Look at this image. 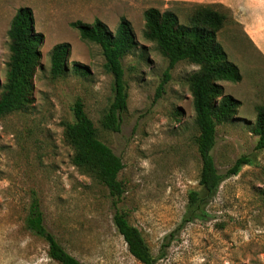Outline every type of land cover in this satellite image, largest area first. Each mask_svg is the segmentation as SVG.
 Returning <instances> with one entry per match:
<instances>
[{"label": "rangeland", "instance_id": "374dc122", "mask_svg": "<svg viewBox=\"0 0 264 264\" xmlns=\"http://www.w3.org/2000/svg\"><path fill=\"white\" fill-rule=\"evenodd\" d=\"M30 7L35 28L45 37L34 78L33 103L0 121V264H58L49 246L25 228L33 199L45 225L62 246L84 264H141L113 224L117 210L143 234L155 264H264V150L252 130L264 107V55L230 11L217 40L242 75L222 81L224 94L241 106L229 124L217 130L212 152L220 174L247 157L240 174L226 179L217 195L203 204L200 218L188 217L190 193L202 192V160L190 79L201 67L180 62L166 81L168 60L145 36V12L175 13L189 25L196 6L179 2L113 0H0V83H7L9 31L17 11ZM126 17L135 49L123 59L128 92L121 131L102 120L115 97L114 77L105 69L102 49L85 42L72 28L78 21L105 23L113 33ZM70 44L68 76L51 75V53ZM81 66L79 72L73 68ZM82 101L99 138L119 156L124 169L120 199L93 173L75 165L65 135Z\"/></svg>", "mask_w": 264, "mask_h": 264}, {"label": "trees", "instance_id": "16d2710c", "mask_svg": "<svg viewBox=\"0 0 264 264\" xmlns=\"http://www.w3.org/2000/svg\"><path fill=\"white\" fill-rule=\"evenodd\" d=\"M189 25L180 23L178 16L156 8L145 12L148 40L156 43L162 55L168 60L166 76L180 62H190L201 67V71L190 79V89L195 110V124L198 136L195 140L202 160L200 186L202 192L190 193L188 219L200 218L203 204L212 200L223 182L240 174L251 161L239 159L226 175L219 173L212 152L217 143V130L229 124L241 106V102L224 94L222 81L240 82L239 68L229 61L223 46L217 40L224 28L227 16L214 6L197 5ZM80 38L101 47L106 60L105 69L114 77L115 97L102 120L106 131L120 132L122 115L127 111L128 92L125 82L123 59L136 47L135 35L130 21L123 17L115 33L101 20L93 25L81 21L72 24ZM10 63L7 83H0V121L5 116L22 110L33 103L34 78L41 59L40 47L45 37L36 31L34 11L30 7L20 8L11 23L9 31ZM70 44L56 45L51 53V75L54 79L68 76L71 69ZM75 71L81 66L75 64ZM253 134L258 137L257 150H264V107H258ZM74 121L66 125L65 135L75 151L74 162L87 173H93L112 196L121 198L123 184L119 175L124 169L122 159L99 138L98 130L85 111L82 101L74 106ZM117 233L123 237L129 253L141 264H155L156 259L142 234L132 225L125 212L117 210L113 218ZM25 228L41 237L49 246V257L58 264H84L71 255L45 225L44 214L38 199H33Z\"/></svg>", "mask_w": 264, "mask_h": 264}, {"label": "crops", "instance_id": "0c3cea01", "mask_svg": "<svg viewBox=\"0 0 264 264\" xmlns=\"http://www.w3.org/2000/svg\"><path fill=\"white\" fill-rule=\"evenodd\" d=\"M141 2H179L188 5L216 6L230 11L250 41L264 55V0H113Z\"/></svg>", "mask_w": 264, "mask_h": 264}]
</instances>
